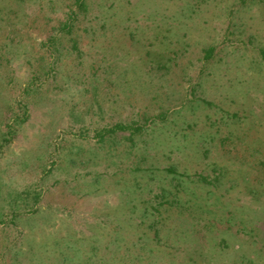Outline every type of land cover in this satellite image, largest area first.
Listing matches in <instances>:
<instances>
[{"label": "rangeland", "instance_id": "374dc122", "mask_svg": "<svg viewBox=\"0 0 264 264\" xmlns=\"http://www.w3.org/2000/svg\"><path fill=\"white\" fill-rule=\"evenodd\" d=\"M0 264H264V0H0Z\"/></svg>", "mask_w": 264, "mask_h": 264}, {"label": "trees", "instance_id": "16d2710c", "mask_svg": "<svg viewBox=\"0 0 264 264\" xmlns=\"http://www.w3.org/2000/svg\"><path fill=\"white\" fill-rule=\"evenodd\" d=\"M80 1V0H79ZM211 50V49H210ZM20 121H22V119L20 120ZM19 121V122H20ZM125 128H127L126 127V125H124V124H116L112 129H110V130H116V129H120V130H124ZM131 128V127H130Z\"/></svg>", "mask_w": 264, "mask_h": 264}]
</instances>
